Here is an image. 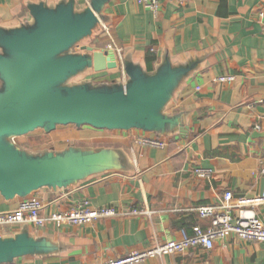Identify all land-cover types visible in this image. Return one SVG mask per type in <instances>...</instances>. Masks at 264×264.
I'll list each match as a JSON object with an SVG mask.
<instances>
[{"label":"crops","instance_id":"crops-1","mask_svg":"<svg viewBox=\"0 0 264 264\" xmlns=\"http://www.w3.org/2000/svg\"><path fill=\"white\" fill-rule=\"evenodd\" d=\"M156 1L153 14L136 0H0V58L12 59L7 42L41 23L69 27L45 62L67 69L42 95L138 106L123 123H46L0 139L19 158L12 171L45 173L34 189L0 191V213L29 198L44 204V216L77 207L118 213L78 226L0 227V264H96L180 241L207 230L197 209L217 206L225 192L233 217L243 210L264 227V0ZM108 45L116 68L95 72L92 52ZM227 75L231 84L215 81ZM249 161L255 174L242 170ZM198 168L211 170L210 180L196 177ZM53 170L59 182L47 176ZM142 264H264V243L229 236Z\"/></svg>","mask_w":264,"mask_h":264},{"label":"water","instance_id":"water-1","mask_svg":"<svg viewBox=\"0 0 264 264\" xmlns=\"http://www.w3.org/2000/svg\"><path fill=\"white\" fill-rule=\"evenodd\" d=\"M68 29L64 22L41 23L27 37L7 42L12 59L0 58V73L5 81V87L0 91V139L25 135L46 123L94 126L123 123L138 109L137 99L105 100L86 94L42 95L48 84L59 79L67 69L66 65H47L45 62L61 44ZM91 61L95 72L116 68L110 50L93 51ZM18 161V156L0 149V191L3 194H21L34 189L45 175L29 166L12 171L10 168ZM48 175L55 182L60 181L58 170L47 171Z\"/></svg>","mask_w":264,"mask_h":264},{"label":"built area","instance_id":"built-area-1","mask_svg":"<svg viewBox=\"0 0 264 264\" xmlns=\"http://www.w3.org/2000/svg\"><path fill=\"white\" fill-rule=\"evenodd\" d=\"M146 10L156 14L158 2L156 0H136ZM115 48L108 45L107 49ZM217 83L231 84L234 77L227 75L215 80ZM139 144L143 146L161 148V144L142 140ZM242 170L249 174L258 171V165L252 161L247 162ZM264 172V169H261ZM196 177L203 180H210L212 171L209 169H194ZM232 194L225 192L222 200L215 207H200L197 215L201 219L209 218L210 226L206 231L199 228L194 229L192 236H184L180 241H167L142 251L131 252L126 256L108 260L96 264H142L148 259L161 258L170 255L184 253L191 248L201 247L210 250L215 240H221L229 236H235L240 240L256 243H264V227L254 216L247 215L246 211H239L236 217L231 215ZM264 201V197L260 202ZM44 204L36 199L29 198L18 203L17 207L9 212L0 213V227H7L18 224H31L36 227H44L47 223L53 224L56 228L63 225H85L99 220L116 217L117 211L113 207L86 208L77 207L66 212H57L49 216L42 214Z\"/></svg>","mask_w":264,"mask_h":264},{"label":"rangeland","instance_id":"rangeland-1","mask_svg":"<svg viewBox=\"0 0 264 264\" xmlns=\"http://www.w3.org/2000/svg\"><path fill=\"white\" fill-rule=\"evenodd\" d=\"M4 87H5V86H4L3 80L0 79V91H1L2 89H4ZM0 94H1V93H0Z\"/></svg>","mask_w":264,"mask_h":264}]
</instances>
